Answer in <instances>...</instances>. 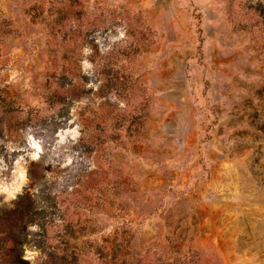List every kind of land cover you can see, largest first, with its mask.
<instances>
[{"label":"rangeland","instance_id":"obj_1","mask_svg":"<svg viewBox=\"0 0 264 264\" xmlns=\"http://www.w3.org/2000/svg\"><path fill=\"white\" fill-rule=\"evenodd\" d=\"M21 156L0 264H264V0H0Z\"/></svg>","mask_w":264,"mask_h":264},{"label":"clouds","instance_id":"obj_2","mask_svg":"<svg viewBox=\"0 0 264 264\" xmlns=\"http://www.w3.org/2000/svg\"><path fill=\"white\" fill-rule=\"evenodd\" d=\"M91 86V85H90ZM30 140H31V145H32V147L33 148H35V149H37V151L36 152H33L32 154H31V158H32V160H39L40 159V157H41V154L43 153V147H42V145L34 138V137H30ZM12 146L11 145H9V148H11ZM24 159V157L23 156H21L20 158H19V160H17L16 161V166H17V170L19 171V179H20V184L15 188V190H14V194H12L10 197L8 196V194L7 193H0V194H3V195H5L6 196V198H8V199H14L15 197H16V194L17 193H19V192H21V190H22V186H23V184H24V182L26 181V179H27V171H26V169L25 168H22L21 167V161ZM72 163V159L71 158H69L68 160H67V164H71ZM33 229L34 230H36V226H33Z\"/></svg>","mask_w":264,"mask_h":264},{"label":"trees","instance_id":"obj_3","mask_svg":"<svg viewBox=\"0 0 264 264\" xmlns=\"http://www.w3.org/2000/svg\"><path fill=\"white\" fill-rule=\"evenodd\" d=\"M20 261H23L22 258H20Z\"/></svg>","mask_w":264,"mask_h":264}]
</instances>
